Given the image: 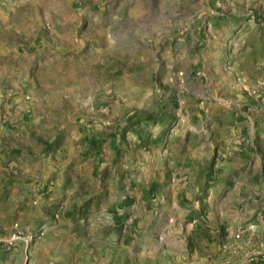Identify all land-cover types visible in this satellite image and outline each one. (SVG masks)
<instances>
[{
    "label": "rangeland",
    "instance_id": "1",
    "mask_svg": "<svg viewBox=\"0 0 264 264\" xmlns=\"http://www.w3.org/2000/svg\"><path fill=\"white\" fill-rule=\"evenodd\" d=\"M0 264H264V0H0Z\"/></svg>",
    "mask_w": 264,
    "mask_h": 264
}]
</instances>
